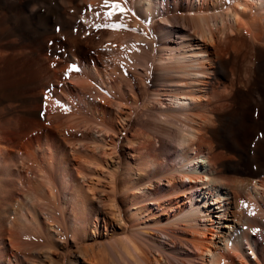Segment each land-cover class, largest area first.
I'll return each mask as SVG.
<instances>
[{
	"label": "bare ground",
	"instance_id": "obj_1",
	"mask_svg": "<svg viewBox=\"0 0 264 264\" xmlns=\"http://www.w3.org/2000/svg\"><path fill=\"white\" fill-rule=\"evenodd\" d=\"M112 2L126 9L112 16L125 32L102 31L111 25L104 0H0V35L13 33L28 61L38 47L64 64L62 80L50 67L40 77L64 89L45 103L60 152L56 137H38L29 156L0 145V264L29 262L36 235L77 248L60 264H105L79 247L101 239L111 264H264V0ZM1 78L10 94L17 83ZM80 111L93 120L76 119ZM66 146L101 152L84 162L98 167L95 183L108 178L107 196L83 189L89 176ZM47 252L32 263L54 262Z\"/></svg>",
	"mask_w": 264,
	"mask_h": 264
},
{
	"label": "rangeland",
	"instance_id": "obj_2",
	"mask_svg": "<svg viewBox=\"0 0 264 264\" xmlns=\"http://www.w3.org/2000/svg\"><path fill=\"white\" fill-rule=\"evenodd\" d=\"M231 2H232V0H227L226 7H229V6L232 7ZM108 11L109 10L105 11V13ZM113 17L108 18L107 20H110L111 24H118L117 19H115ZM226 25L232 26V22L230 19L226 20ZM7 31H9V30H7ZM7 31L4 34L0 35V79H2L1 76L8 75L11 78H9L10 79V80H8L9 83L6 85L9 87H12L13 85H15V83H17V85L14 86V88L12 89V92L10 94H5L4 92L0 91V109H2L3 107H11L10 110L8 109L10 111L9 113H7V114L4 113L0 117V145L9 154L17 155V153L21 152V153L29 156L31 153L35 152V150H36L38 137L41 138L42 142L45 140L46 137L47 138L49 137L48 138L49 140L52 139V137H56V139H58L59 141L56 142V144H55V150L60 152V150L63 148L62 145L60 146V144H62V136L59 134V132L56 129H53L52 132H50V130H48L45 126L46 114L48 112L47 107L45 106V103L48 99L52 100V101L53 100L58 101L60 99V97L64 98V89H62V87H60V83L44 88L43 82L45 84L46 81L45 80L42 81L40 77L42 76V74H43V76L49 74L51 76L56 75L55 77L58 78V76L61 75V74H59V71L62 68V66H64V64H62L60 61L61 57H60V55H56L55 56L56 60H53V61L54 62L56 61L58 64L56 62L54 63L53 61H50L51 58H53V56L50 55L47 50L37 47L35 52H34V54L36 55V57H35L36 59L34 58L33 60L28 61L27 57H26V49L24 47H22V45L18 44V40L13 35V33H10V31H9L8 32L9 34H7ZM89 31L92 32V29H90ZM93 31L94 32H100L101 30L100 29H93ZM102 31L111 33L112 30L105 28V29H102ZM64 32H67V31H63L62 33H60L61 36L60 35L57 36V37H59V39H56V41H55L56 43L58 41V44H60V42L63 39H65L66 36H68V34L64 33ZM112 32H116V31H112ZM117 32H125V30H119ZM227 33H229V32H227ZM48 35H49V37H51L52 35L54 36L55 30L49 29V32L44 37H47ZM96 35H98V34L96 33ZM45 39L46 38H43L42 42ZM8 42L13 44L12 46H14V48L13 47H11V48L6 47L5 45ZM10 43H8V44H10ZM19 50H20V52H19ZM42 50H43V52H42ZM72 53L78 54V50L73 49ZM251 54H253V51H251ZM37 55L38 56L40 55L39 56L40 58H38ZM44 55L46 57L47 56L49 57L48 60H47V58H45ZM44 58H45V60H44ZM250 61L252 62V59ZM31 62H32V64H31ZM38 62L41 63L42 65L39 64ZM246 65H247V63H246ZM44 66H45V68H44ZM49 67H50V70L48 69ZM41 69H43V70H41ZM48 70H49V73H48ZM56 72H57V74H55ZM59 78H61L60 80H62L63 77L59 76ZM126 78L133 81L134 83L137 82L135 75L131 71L126 72ZM39 80H41V81H39ZM228 80H229V82L232 80V74H229ZM63 82H65V81H61V83H63ZM135 88H136V91L138 93L139 92L138 91V89H139L138 84L135 85ZM29 96H31V97H29ZM22 98H24V99H22ZM22 103L25 106H22L23 105ZM37 112H39V115H35V113H37ZM76 117H77L76 119L80 118L79 121H85L84 119H86L88 121L93 120L92 116L88 112H85V111L78 112ZM36 122H39V123H36ZM57 124L59 125V122H57ZM57 124H55V125L57 126ZM134 126H136V125H134ZM137 127H139V126L137 125ZM137 127H135V128L137 129ZM36 128H37V130H36ZM51 128H52V126H51ZM74 132L75 131H73V133ZM94 132H95V130H89L88 131L89 134L93 133V136H95ZM38 134H40V135H38ZM68 137H70V136H68ZM73 137H72L73 140L82 139V141L87 140L90 142L89 137L79 135L78 133H75L73 135ZM121 144L126 146V144L124 142H122ZM57 147H59V148H57ZM87 147L88 148L85 147V149L82 147L81 148L82 150L77 151L76 154H75V152L72 153V151H69L70 146L69 147L66 146L65 148L69 152L68 154H69L70 160H74V157L75 158L77 157V158H80L79 161L83 162L82 163L83 164V168H82L83 170L82 171L84 173L86 172L87 176H89L88 179L86 178L85 182L83 183L84 184V186H82L83 189L85 191L88 190L87 193H90L91 191L95 192V193L99 192V193H101L100 197H103V195L107 196V192L108 193L110 192L109 191L110 190V188H109L110 184L108 182L109 181L108 178L102 176L103 180L98 179V183L97 182L95 183V180H94L95 179L94 176L96 174L95 168L98 170V167H94L93 165H91V166L89 165L90 166L89 167L84 162V161H89V160L91 161L92 159H90V158H92L94 156H95L93 158L94 160H95L96 156H97L96 159H99V158L104 159V157L101 156V152H99L100 153L99 154V153H97L98 151H92L90 146H87ZM73 148L76 149L77 147L74 146ZM107 149H108L107 147H104V150L106 152L108 151ZM88 153L90 155H88ZM97 154H99V156ZM79 155H81V156H79ZM26 166L27 165H25V167L18 166V168H20L21 172L24 173L25 169L27 168ZM252 166L254 168H258V164H253ZM90 173H92V174H90ZM230 174L231 173L226 172V171H224V172L221 171V173H220L221 176H224V175L231 176L232 174L231 175ZM90 175H92V176H90ZM99 181H101L100 184H99ZM95 184L97 186H95ZM105 184H106V186H105ZM102 188H103V190H102ZM102 192H104V193H102ZM231 218L238 221L241 219V216L239 215V212H236L233 214V216ZM117 236H118L117 234L114 235L112 237V239L117 238ZM105 242H106V245H105ZM217 242H219V243H217V246H218V244H221L220 241H218V239H217ZM107 244H108V241L106 239H101L99 241L91 242L90 244H86V245L81 244V245H79V247L80 248H82V247L86 248L89 246H93V250H94L93 252H95L97 254V257L103 259L105 264L106 263L111 264L112 257L109 253H107V251H105V248H103V247H107ZM69 247H71V246H69ZM101 247L103 249H101ZM75 248L76 247H71L67 251L63 252V250L61 249L60 246H55V244L53 242H51L48 238L44 237V235H41V237L36 235V236H33L28 241V244L26 245V248L24 249L23 253L27 254V255L28 254L31 255V258L29 259L30 261L27 262L26 264H33L32 258H34L36 251H40V250L45 249V251L47 252V250L49 249L47 253H48V255L50 254V258H52L54 262H57L56 264H60L63 260L62 257H64L66 259L69 255L75 254V252L77 251V248L76 249ZM59 249H60V251H59ZM215 249L218 250V248H216V247H215ZM62 252H63V256H62ZM146 253L148 256H151V254H152L151 251H148ZM247 253H249V252H247ZM109 256H110L111 260H108ZM59 257H61V259ZM54 262L50 261V264H55Z\"/></svg>",
	"mask_w": 264,
	"mask_h": 264
},
{
	"label": "snow or ice",
	"instance_id": "obj_3",
	"mask_svg": "<svg viewBox=\"0 0 264 264\" xmlns=\"http://www.w3.org/2000/svg\"><path fill=\"white\" fill-rule=\"evenodd\" d=\"M104 5L110 6V9H111L110 11L104 14L107 18H111L112 16L117 15L118 13L120 15H123L126 11V9L123 8L122 4L112 2V0H104ZM98 27H101V26H98ZM103 27H106L112 31H119V30H124L126 26L123 24H111V25H105Z\"/></svg>",
	"mask_w": 264,
	"mask_h": 264
}]
</instances>
